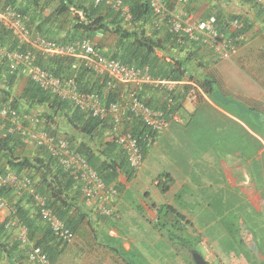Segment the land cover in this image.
Here are the masks:
<instances>
[{
    "label": "crops",
    "instance_id": "0c3cea01",
    "mask_svg": "<svg viewBox=\"0 0 264 264\" xmlns=\"http://www.w3.org/2000/svg\"><path fill=\"white\" fill-rule=\"evenodd\" d=\"M170 1L167 0L171 6L173 0ZM203 3L189 0L186 9L195 18L200 13L196 19L214 16L210 6L203 10ZM71 25L72 22L66 27L67 31ZM218 26L221 28L222 24ZM125 28H131V25ZM66 35L68 33L62 32L55 38L64 42ZM107 36L97 35L95 38L102 54L115 51V37L108 39ZM190 68L209 78L211 89L203 91L197 104L182 105L178 111L179 120L172 122L145 154L134 180L141 186L146 185V190L131 194L133 180L125 184L122 176L119 177L117 182L122 185L117 186L121 187V192L112 204L115 211L112 217L99 214L85 203L79 193L80 200H77L83 212L88 214L84 218L88 224L75 223L72 230L75 239L71 245L63 247L50 243L51 264H61L66 260L76 264L82 256L89 259V264H135L134 258L143 259L144 264H188L184 250L174 251L154 228V205L171 206L198 229L192 237L199 238L200 246L196 251L208 264H260L263 261L257 254L260 248L264 249V234L260 236L254 224L264 221V160L260 155L264 153V126L263 121L261 124L251 120L249 115L264 117V10L254 9L246 18L242 41L230 60L214 61L210 54L201 52ZM28 80L23 74L18 77L14 87L16 91L13 89L14 97L22 93ZM40 110L43 109L31 111L40 113ZM65 132L64 129L59 131L63 135ZM101 134L102 137L108 135L105 130ZM190 134L195 137L193 141L189 140ZM38 151V148L24 146L23 155L35 156ZM154 168L156 177L167 172L173 179L166 193L160 192L156 181L154 187L150 184L154 176L150 169ZM161 195L165 197L163 201H160ZM204 195L208 201L206 207L201 203ZM257 202L262 204L255 208ZM190 208L197 211L206 208L207 219L204 217V222L199 224V215H191ZM241 217H244L246 225ZM77 218L78 215L75 220ZM230 221L234 225L235 222L240 224L239 229L234 226L233 230ZM6 235L10 236L6 243L8 251L0 248V264H29L23 249L19 248L14 253L9 248V245L17 243L15 235ZM159 244H164L168 251L164 258L159 257Z\"/></svg>",
    "mask_w": 264,
    "mask_h": 264
},
{
    "label": "trees",
    "instance_id": "16d2710c",
    "mask_svg": "<svg viewBox=\"0 0 264 264\" xmlns=\"http://www.w3.org/2000/svg\"><path fill=\"white\" fill-rule=\"evenodd\" d=\"M121 1L130 13L131 20L129 22H126L119 12L103 5H94L93 0H0V9L6 6L11 7L20 13L30 30L62 44L82 39H88L97 44L95 42L97 35L110 34L116 39L115 51L112 54L100 53L98 46L95 45L98 53L104 57L117 60L126 66H148L153 77L172 81L190 79L194 80L204 92H207L208 88L211 89L212 81L193 72V69L190 68L192 61L197 60L201 52L211 55L209 51L185 37L178 38L165 30L154 28L147 0ZM244 1L251 3L254 9H258L251 0ZM167 3L170 6L169 2ZM52 5L53 10L50 14L45 15L46 9ZM170 8H172V4ZM79 12L82 14V18L78 16ZM214 16L218 19V23L222 25L226 23V21H222L223 17L219 10ZM71 22L72 25L67 31L66 27ZM126 24L131 25V28H125ZM62 32L68 33V35L65 36L64 42H59L55 37ZM0 46L17 48L11 34L1 27ZM158 53L163 58H160ZM35 55L36 65L59 79H73L80 92L104 95L106 103L115 101L120 96V91L117 88L112 91L107 90L105 78L97 75L74 57L47 56L38 52ZM165 59H169V61L167 62ZM19 76H21L19 72L10 71L7 65L0 61V104H10L21 115L34 113V116L43 120L48 126L46 130L55 137L67 140L72 149L86 158L104 183L114 184L117 192L120 193L121 187L117 186V179L123 176L129 182L135 173L129 168L124 155L111 142L101 147V133L102 130H105L106 123L87 117L74 109L69 102L41 90L30 80L27 81L22 93L18 97H14L13 89ZM140 96L152 109L160 108L159 105L161 107L165 105L164 94L157 93L148 86L141 89ZM24 107L26 108L24 109ZM41 108L43 110H40V113L31 111ZM177 108L178 106L173 109L177 110ZM125 124V128L132 129V134L141 143L144 132L141 126L134 121ZM62 129L66 130V134L59 133ZM23 150L24 145L15 134L5 136L0 134V173L23 174L29 172L35 181L36 191L46 196L56 216L65 222L71 230H74L76 225L87 218L88 214L83 212L82 205H79L80 192L78 188L74 187L72 178L59 167L56 159L46 150L38 149L35 156L23 155ZM145 154L146 152H144V156ZM172 182L173 179L167 172L156 177V186L161 193H166ZM2 195L11 203L16 217L27 227L29 240L39 245L50 260L49 249L52 246L50 243L56 242L49 230L41 224L31 206V199L27 196L16 199L10 189L3 190ZM130 204L133 205L134 202H130ZM209 204L211 203L209 202ZM136 207L138 208V206ZM153 208L156 212L154 227L163 230L164 237L171 244L189 252L192 261L191 251L197 250L200 240L188 235L189 221L171 206L154 205ZM77 215L78 218L75 220ZM169 215H173L171 219L167 218ZM220 218L223 219V217ZM75 223L77 224L75 225ZM230 224L234 230L235 225L231 221ZM6 243L7 235L3 225L0 224V248L5 252L8 251H6ZM9 246L11 252L14 253L20 248L19 244L15 242ZM263 252L264 249L260 248L262 264L264 263ZM134 261L136 264H144L143 259L140 261L134 259Z\"/></svg>",
    "mask_w": 264,
    "mask_h": 264
},
{
    "label": "built area",
    "instance_id": "2783aa9c",
    "mask_svg": "<svg viewBox=\"0 0 264 264\" xmlns=\"http://www.w3.org/2000/svg\"><path fill=\"white\" fill-rule=\"evenodd\" d=\"M172 1V0H171ZM152 23L157 30L200 44L209 51L214 61H228L237 52L243 38L244 22L239 17L230 18L220 28L216 16L196 19L186 10L189 0H173L172 8L167 0H147ZM264 10V0H251ZM94 5H103L119 12L126 22L131 20L128 8L121 0H93ZM76 13V12H74ZM80 18L82 14L77 13ZM0 27L9 32L17 48L0 46V61L12 72L24 74L41 90L58 99L67 101L87 117L99 119L109 128L110 142L124 155L130 169L136 174L144 162V152L151 150L157 137L168 130L170 124L179 120L182 105H195L203 90L194 81H172L153 77L148 66H126L98 53L94 41L76 40L62 44L31 31L19 12L6 6L0 9ZM223 28V29H222ZM36 52L47 56L74 57L83 61L97 75L105 78V87L118 89L117 100L106 103V97L96 93L80 92L73 79H59L35 64ZM160 58L163 56L158 53ZM167 62L169 59H165ZM148 86L164 94V107L150 108L140 96ZM175 96V97H174ZM180 97L178 100L176 98ZM178 106L177 110L173 108ZM135 122L143 129L142 142L125 128V123ZM45 122L34 115H21L10 104H0V134L16 135L24 146L46 150L59 167L69 174L85 203L105 217L115 215L112 204L119 193L114 184H106L98 176L86 158L77 153L64 138L53 136L46 130ZM128 129V130H127ZM35 181L28 173H0V224L6 233L14 234L24 257L29 264H51L43 249L29 240L27 227L9 207L3 190L10 189L16 199L27 196L40 222L54 242L69 246L75 239L74 232L59 219L49 205L46 196L36 191Z\"/></svg>",
    "mask_w": 264,
    "mask_h": 264
},
{
    "label": "rangeland",
    "instance_id": "374dc122",
    "mask_svg": "<svg viewBox=\"0 0 264 264\" xmlns=\"http://www.w3.org/2000/svg\"><path fill=\"white\" fill-rule=\"evenodd\" d=\"M199 1H203L204 3L202 4V6H203V10H206V8H207V6H210L209 7V9L211 8L212 10H214L213 12H215V14H216V11L218 12V10H219V12L221 13V16L223 17L222 19H223V21H227L228 19H230L231 17H240V18H242L244 21L246 20V18H248V17H250L251 16V13H252V11H254V8H253V6H251V3H249V2H246V1H244V0H199ZM201 4V3H200ZM53 10V5L52 6H50V7H48L47 9H46V11H45V15H47V14H50V12ZM200 14V13H199ZM198 14V15H199ZM198 15H195L196 16V18H198ZM127 25V24H126ZM125 25V26H126ZM108 39H111L112 38V35H110V34H108ZM14 91H16V89H14ZM228 107H230V106H228ZM34 113H32V115H33ZM252 113H250V119L252 120H257V121H259L261 124H262V121H263V126H264V117H262V116H256L255 118L251 115ZM245 115H248V113H246L245 112ZM241 117L243 118L244 117V115H241ZM264 129V128H263ZM105 131H107V133H109L108 131V128H107V126L105 127ZM261 133V132H260ZM62 138V137H61ZM195 139V137H193L191 134L189 135V140H191V141H193ZM110 136L109 135H107V137H102V141H101V147H103V145H105L106 143L108 144V143H110ZM198 146H200V145H198ZM261 155V158L264 160V153H261L260 154ZM172 157V156H171ZM150 171H152L153 172V174H154V176H152L151 177V179H152V181L150 182V184H152V187H154V185H153V183L156 181V174L155 173H157V171H155V168H154V170L152 169H150ZM134 179H136L135 178V176L132 178V182H131V189L133 190V191H131L130 193L131 194H133L132 192H134V194L135 193H139L140 192V190L142 189V190H146V185L145 186H141L138 182H135L136 180H134ZM117 180H119V179H117ZM121 180H122V182L123 183H127L128 184V182L125 180V178L122 176V178H121ZM122 185V183H119V182H117V185ZM143 195V193H140V197H141V199H144V197L142 196ZM203 195V194H202ZM202 198H204V202H201L202 204H203V206H205L206 207V202H208V201H206V195H204V197H202ZM155 199V198H154ZM165 199V197H164V195L162 196H160V201H163ZM157 201H159L158 199H156ZM259 201H263V200H261V199H259ZM262 203L261 202H257L256 203V205L254 206L255 208L256 207H259L260 205H261ZM152 209V208H151ZM203 210H205V211H203ZM152 211H154V213H155V210H152ZM151 211V212H152ZM189 213L191 214V215H195V216H197V215H199V218L201 219V221L199 222V224H201V223H203L204 222V217L206 216V208H202V210H198L197 211V209H195V208H190L189 210ZM217 212H219L218 210L217 211H215V213L217 214ZM243 212L244 213H246V211L245 210H243ZM172 216L173 215H169L167 218H169V219H171L172 218ZM203 216V217H202ZM247 218L249 217V216H246ZM192 218H194V217H192ZM206 218V217H205ZM214 218H216V219H219V218H217L216 216H214ZM207 219V218H206ZM209 220H210V218H208ZM104 219H102L101 221H103ZM254 220H256V218L254 219ZM211 221H212V219H211ZM236 221V220H235ZM241 221H242V223H244L245 224V222H244V217H241ZM81 225L82 224H88V222H85V219L80 223ZM253 224H254V222H253ZM155 225V224H154ZM246 225V224H245ZM245 225H243L242 224V227L243 226H245ZM255 225V228H256V231H258L259 232V234H260V236L261 235H263L264 234V221H260L259 222V224H254ZM235 226H236V230H238L239 229V226H240V224H237V222H235ZM260 226H262V228L260 227ZM156 230H157V232L160 234V235H162V236H164V231L163 230H161V229H158L157 227H154ZM197 230L198 229H196V228H194V226L193 225H190V224H188L187 225V231H188V235L189 236H193L196 232H197ZM241 235L239 234V237H240ZM10 236H8L7 237V239L9 238ZM165 238V237H164ZM12 239V238H11ZM98 239V238H97ZM166 239V238H165ZM201 239V238H200ZM13 240V239H12ZM167 240V239H166ZM168 241V240H167ZM169 242V241H168ZM169 244H171L170 242H169ZM172 245V247L174 248V251L175 250H177V251H179V252H182L184 249L182 248V247H178V246H174L173 244H171ZM200 246V241H199V243H198V245H197V247H199ZM202 247V246H201ZM158 250H159V257H166L167 255H168V251L166 250V248H165V245L164 244H159L158 245V248H157ZM200 249V248H199ZM251 250H253V249H251ZM255 251H256V249H255ZM249 252V251H248ZM89 253V252H88ZM184 253H185V256H186V259H187V263L188 264H192V261H191V259H190V255H189V252H187V251H185L184 250ZM264 253V252H263ZM252 254V253H251ZM253 255V254H252ZM258 256H259V258L261 257V255L259 254V252H258V254H257ZM91 257V256H90ZM172 257H174V255L172 256ZM135 259V258H134ZM160 259V258H159ZM137 260L139 261V259L137 258ZM164 260V259H163ZM162 260V261H163ZM135 262V261H134ZM90 263V261H89V259H86L85 258V256H82V259H78V261H76V264H89ZM168 263H169V261H168ZM61 264H74L73 263V261H69V260H66V261H64V262H62ZM135 264H136V262H135ZM260 264H262V262H260ZM264 264V263H263Z\"/></svg>",
    "mask_w": 264,
    "mask_h": 264
},
{
    "label": "water",
    "instance_id": "95a60500",
    "mask_svg": "<svg viewBox=\"0 0 264 264\" xmlns=\"http://www.w3.org/2000/svg\"><path fill=\"white\" fill-rule=\"evenodd\" d=\"M191 258L194 264H208L203 256L196 250L191 251Z\"/></svg>",
    "mask_w": 264,
    "mask_h": 264
},
{
    "label": "clouds",
    "instance_id": "9594fccd",
    "mask_svg": "<svg viewBox=\"0 0 264 264\" xmlns=\"http://www.w3.org/2000/svg\"><path fill=\"white\" fill-rule=\"evenodd\" d=\"M263 10V9H262ZM232 18H234V17H232ZM240 18V17H239ZM242 19V18H241ZM243 22H244V28H245V21L243 20ZM244 30L245 29H243V32H244ZM32 31V30H31ZM22 75V74H21ZM24 75V74H23ZM25 76V75H24ZM106 126H107V128H108V125L106 124ZM108 130H109V128H108ZM109 132V131H108ZM108 135H109V133H107ZM29 174V173H28ZM6 198V197H5ZM7 199V198H6ZM7 202H8V204H9V207H11L12 208V206H11V204L9 203V201H8V199H7ZM34 210V209H33ZM42 224V223H41ZM75 235V234H74ZM74 242V241H73ZM72 242V243H73ZM33 243V242H32ZM58 244V243H57Z\"/></svg>",
    "mask_w": 264,
    "mask_h": 264
}]
</instances>
